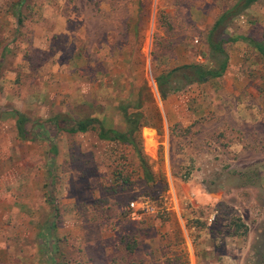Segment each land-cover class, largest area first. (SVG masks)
<instances>
[{"label": "rangeland", "instance_id": "obj_1", "mask_svg": "<svg viewBox=\"0 0 264 264\" xmlns=\"http://www.w3.org/2000/svg\"><path fill=\"white\" fill-rule=\"evenodd\" d=\"M237 1L0 0V264H119L120 243L113 250L108 239L124 219L143 258L133 264H166L173 253L185 254L187 264L251 263L255 246H264L259 53L245 40L224 42L221 76L164 99L154 81L184 64L217 68L223 55L209 51L206 36ZM44 35L51 43L42 46ZM222 36L264 45V0L232 17ZM37 38L41 44L31 47ZM46 82L67 108L56 115L117 129L124 127L120 106L134 103L141 89L138 110L160 127L139 130L154 181L130 143L102 141L96 129L67 134L47 120L54 115L38 116L32 94ZM13 110L37 121L31 129L38 138L14 137ZM143 127L154 134L146 144ZM130 201L135 207L126 215Z\"/></svg>", "mask_w": 264, "mask_h": 264}, {"label": "trees", "instance_id": "obj_2", "mask_svg": "<svg viewBox=\"0 0 264 264\" xmlns=\"http://www.w3.org/2000/svg\"><path fill=\"white\" fill-rule=\"evenodd\" d=\"M256 0H238L230 7L225 8L216 18L213 20L211 27L208 30L206 36V43L208 45L209 51L212 54H220L223 55L222 59L217 62V68L211 69H203L201 64L191 63L184 64L178 67H174L165 72H160L154 77L155 85L159 94L160 99H164L168 94L175 93L181 90L185 85L202 81L206 76L209 77H219L222 75L223 70L226 65V55L222 44L228 41H236L238 39L245 40L248 44L252 45L257 52L259 53V57L264 65V45L254 41L251 37L247 36H222L223 27L232 19V17L236 16L238 12L247 8L251 3ZM16 20L19 22V16L16 14ZM220 28V29H219ZM140 90L138 91L137 100L131 105H123L120 106V110L122 112L124 127L122 130L115 128H106L102 125V123L93 117H82L78 119H71L62 115H54L50 119L52 120L53 125L56 126L57 129L66 132L67 134H73L76 132H84L89 129H96V136L98 139L102 141L108 142H119L121 144L130 143L133 147V151L135 152L140 168L143 173L147 175V179L150 181H154L150 169L148 168L146 159L141 152L140 147V136L139 130L142 126H156L157 132L160 130V127L157 124H152L151 122H147L146 116L142 111L138 110L140 107L142 108L145 103L141 97ZM149 104L152 103L150 97H148L147 101ZM134 108V111H129V109ZM132 110V109H131ZM149 112V110H147ZM15 115L14 118V128L16 131V137L19 140H35L38 138L32 129L31 126H35L37 121L30 120L27 115L20 110H13ZM151 117L153 121L155 120L157 123L160 122V114L157 109L152 110ZM2 118V117H0ZM96 123V125H94ZM64 124V126L62 125ZM40 127V125H38ZM143 135L145 138V144L149 143V137L154 138V134L148 132V127H143ZM151 135V136H150ZM50 138V137H49ZM148 138V140H147ZM48 205L54 211V207L50 201ZM131 209H125L123 213H130ZM127 211V212H126ZM132 211V210H131ZM136 213V212H135ZM131 218H134L133 215H130ZM136 219L137 216H136ZM126 219L120 221L124 223L123 225H119L117 229L114 230L113 236L108 239L109 245H112V249L115 250L117 241L120 243V253L125 252V256L134 252L133 250L138 245V242L135 238H131L132 235L128 234V230L126 229V225L128 223L124 222ZM129 226V225H128ZM176 236L175 239L177 242L181 240L178 238V233L174 232ZM118 250V249H117ZM122 254V253H121ZM173 258L171 260L165 261L166 264H187V256L185 254H177L173 253ZM124 257V256H123ZM121 259H123L121 257ZM131 264L135 263L136 260H130ZM56 263V262H54ZM107 264H116L114 262V258L111 259ZM250 264H264V246L258 245L255 246L253 251V258Z\"/></svg>", "mask_w": 264, "mask_h": 264}, {"label": "crops", "instance_id": "obj_3", "mask_svg": "<svg viewBox=\"0 0 264 264\" xmlns=\"http://www.w3.org/2000/svg\"><path fill=\"white\" fill-rule=\"evenodd\" d=\"M6 4H7V2L6 3L4 2L2 4V7L4 9H6L7 8V5L10 4V3L8 2V4L7 5ZM15 4L20 5L21 2H14V3L12 2L11 3L12 6L15 5ZM33 35H34V37L35 36H38L39 35V32H37L35 30V33ZM42 38H43L42 46H44L46 44V42L49 43V44L51 43V42H49V38L50 37L44 35V36H42ZM38 40H39L38 38L35 39V41L32 43V46L31 47H34L37 42H38V45H40L41 44V40L40 41H38ZM41 64H43V62L42 63H38L37 62L36 63V66L39 65V67H40ZM58 65L60 66L61 64H58ZM36 69H38V66L36 67ZM50 89H52L51 88V85L48 82H46L42 86L41 94H32L33 96H32V100L31 101H33L34 105L36 106V110H37L38 116H41V117L48 116L49 117V116L56 115V113L58 111H64V113H67V108L66 107L63 108V109H61L59 107L57 95L55 93H53V92H49ZM106 128H113V127L112 126H108ZM115 129H117V128H115ZM119 130H122V129H119ZM14 137H16V131L14 133ZM24 141H28V140H24ZM27 223H25L23 230L25 229ZM43 223H45V222L43 221ZM41 226H42V222H41V224H40L39 227H41ZM0 246H1L0 250L2 251V253H5L6 250H5V248H3V243H0ZM138 246L139 245H137L135 247V249L133 250L134 252L128 254L127 256H125V252L122 251L121 253H122V258L123 259H122V262H120L119 264H130V262H131L130 260H136V262H138V261L139 262H142L143 258L142 259H138L137 258L138 254H139V252H138L139 250L137 249ZM24 254H26V252H24ZM21 259H22V257H21ZM21 263H22V261H21ZM147 263L148 264H158V263H160V261L147 260L146 261V264ZM56 264H59V263H56Z\"/></svg>", "mask_w": 264, "mask_h": 264}, {"label": "built area", "instance_id": "obj_4", "mask_svg": "<svg viewBox=\"0 0 264 264\" xmlns=\"http://www.w3.org/2000/svg\"><path fill=\"white\" fill-rule=\"evenodd\" d=\"M134 203H133V201H130L129 203H128V206H127V209H134Z\"/></svg>", "mask_w": 264, "mask_h": 264}]
</instances>
